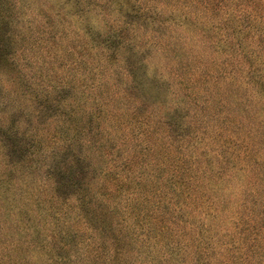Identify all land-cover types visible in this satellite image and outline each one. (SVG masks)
I'll return each instance as SVG.
<instances>
[{
	"label": "rangeland",
	"instance_id": "1",
	"mask_svg": "<svg viewBox=\"0 0 264 264\" xmlns=\"http://www.w3.org/2000/svg\"><path fill=\"white\" fill-rule=\"evenodd\" d=\"M0 264H264V0H0Z\"/></svg>",
	"mask_w": 264,
	"mask_h": 264
},
{
	"label": "clouds",
	"instance_id": "2",
	"mask_svg": "<svg viewBox=\"0 0 264 264\" xmlns=\"http://www.w3.org/2000/svg\"><path fill=\"white\" fill-rule=\"evenodd\" d=\"M245 190V184L243 177L236 176L230 178L227 183L222 184L218 187L216 195L217 198L223 200L227 205L231 206L243 195ZM210 223V218L205 219V224Z\"/></svg>",
	"mask_w": 264,
	"mask_h": 264
}]
</instances>
